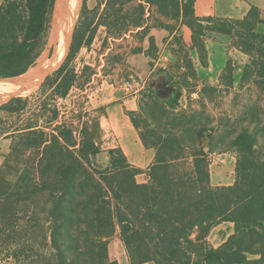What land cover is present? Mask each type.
Wrapping results in <instances>:
<instances>
[{
    "label": "trees",
    "instance_id": "trees-1",
    "mask_svg": "<svg viewBox=\"0 0 264 264\" xmlns=\"http://www.w3.org/2000/svg\"><path fill=\"white\" fill-rule=\"evenodd\" d=\"M55 1L4 0L0 5V79L23 74L36 63L47 44ZM88 1L83 0L82 8L85 29L95 26L87 40L88 32L75 31L67 60L39 89L41 96L49 92L48 97L31 112V96H13L0 104V140L12 143L0 169V250L16 264H120L109 252L110 238L119 232L132 264H264V156L249 129L232 140L237 152L234 184L214 186L208 153L196 141L189 143L184 125L156 130L148 139L132 117L144 145L156 149L154 164L143 170L121 147L106 152L100 147L99 118L92 132L87 122L78 126L61 119L57 104L48 103L66 98L77 84L69 62L84 42L90 44L98 24L114 39L146 32V13L154 7L164 16L181 13L195 47L200 41L206 49L207 32L229 36L232 47L250 57L244 77L255 69L264 87V32L257 30L264 24L261 10L251 6L242 19L199 17L195 0H95V14L89 17ZM189 67L195 79L192 61ZM225 70L232 80L230 60ZM211 88L205 85L202 94ZM206 133L205 127L197 130L199 139ZM30 149L38 155L33 167L18 157ZM105 153L108 160L100 163ZM142 173L146 182L137 179ZM19 208L29 211V239L18 233ZM221 222L234 223V233L216 248L207 236ZM38 242L46 251L35 247Z\"/></svg>",
    "mask_w": 264,
    "mask_h": 264
},
{
    "label": "rangeland",
    "instance_id": "rangeland-1",
    "mask_svg": "<svg viewBox=\"0 0 264 264\" xmlns=\"http://www.w3.org/2000/svg\"><path fill=\"white\" fill-rule=\"evenodd\" d=\"M3 1L0 0V5ZM63 1L68 7L70 0ZM59 5L60 0H56L46 47L33 67L42 57L53 58L57 45L63 39L65 52L62 61L56 63L46 73L43 81L67 60L75 31L88 32L95 26L94 23L89 30L85 29L81 0L78 13L72 22L69 39L67 35L60 39L58 36L55 37L56 26L60 25L62 19ZM96 7L95 0L88 1V8L91 10L89 17L95 14L93 12ZM102 12L103 6L96 15V25L100 23ZM126 13L127 11L121 15L125 16ZM146 14V20L149 22L148 31L138 30L120 39H114L106 26L98 24L90 44L84 42L69 62L68 68L75 70L77 84L66 98H55V101L48 98V103L57 104L62 113L61 119H66L69 123L74 121L78 126L79 123L81 125L87 122L92 132L96 129L98 118L101 119L104 114L108 116L111 107L124 103L125 112L131 120L134 117L148 139H152L156 130L163 132L171 129L173 124L184 125L183 134L189 143L196 141L208 153L211 183L214 186L234 184L237 152L232 140L237 133L249 129L255 134L258 139L257 152L264 156V87L255 69H251L244 77V70L250 63V57L232 47L231 38L224 34L207 32L204 40L206 49L203 50L200 41L195 47L192 42V31L184 24L182 14L177 11H173L170 16H164L154 7L149 8ZM261 16L264 19L262 11ZM121 22L128 24L130 19H122ZM257 30L264 32V24L258 25ZM90 34L88 32L86 40ZM186 34L188 37L184 36ZM207 42L209 48L206 46ZM207 48L209 52L212 51L211 59ZM227 59L232 62L234 68L232 80L225 70ZM190 61L197 71L195 79L191 76ZM205 85L213 88L202 94ZM40 87L41 83L30 91L31 93L11 95L0 100V104L13 96H31L29 109L31 112L38 108L45 95L46 97L49 95V92H46L41 96ZM180 87L181 96L178 101H174ZM28 116L27 114L24 118ZM103 119L104 125L101 126L98 141L106 152L108 149L116 148L117 143L114 142L113 126L104 117ZM202 127H205L207 133L199 139L197 130ZM76 136L80 140L79 132ZM11 144V140L0 144V169L5 162L4 154L8 152ZM18 157L26 166L33 167L38 155L37 151L30 149L20 152ZM99 159L100 163H106L107 154L101 155ZM14 165L23 167L20 164ZM137 179L146 182L148 177L142 173ZM18 212L20 213L17 222V227L20 228L18 233L22 234V238L29 239L30 234L25 232L32 224L29 211L19 208ZM233 233L234 223H217L209 231L207 241L217 248ZM38 245L46 251L43 243L38 242L35 247ZM109 252L111 258L120 264H132L119 232L110 238ZM5 255L6 252L0 250V264H16L14 259L6 258ZM248 257L250 260L259 258L255 255Z\"/></svg>",
    "mask_w": 264,
    "mask_h": 264
},
{
    "label": "crops",
    "instance_id": "crops-1",
    "mask_svg": "<svg viewBox=\"0 0 264 264\" xmlns=\"http://www.w3.org/2000/svg\"><path fill=\"white\" fill-rule=\"evenodd\" d=\"M251 6H257L264 13V0H195V14L197 16L242 19L248 14ZM184 36L188 37L187 34ZM208 44L207 42L206 46L209 48ZM208 54L211 59L212 51L209 52V49ZM210 65L209 67H211ZM124 105L126 106V103L114 105L109 109L108 116L102 115L101 126L104 125V117L113 126L114 142L117 143L115 147H121L134 166L146 170L155 162L156 149L144 145L138 130L125 112ZM7 141V139H2L0 144Z\"/></svg>",
    "mask_w": 264,
    "mask_h": 264
},
{
    "label": "bare ground",
    "instance_id": "bare-ground-1",
    "mask_svg": "<svg viewBox=\"0 0 264 264\" xmlns=\"http://www.w3.org/2000/svg\"><path fill=\"white\" fill-rule=\"evenodd\" d=\"M80 5L81 0H70L67 5L68 7H66L64 1L60 0L59 7L62 19L59 25L60 27L56 23L57 34L55 35L54 33L55 37L58 36L60 39V37L62 38L63 36L64 38V36L67 35L69 39L71 28L73 27L72 22L78 13ZM64 40L65 39H63V41ZM63 41L57 45V50L53 58H46L47 56L40 58L38 64L35 67H32L24 76L15 79H0V100L7 99L11 95L28 93L34 90L38 84L41 83L46 73L49 72L56 63L62 61L63 53L65 52ZM29 82H32V86L29 89H25L24 84Z\"/></svg>",
    "mask_w": 264,
    "mask_h": 264
},
{
    "label": "water",
    "instance_id": "water-1",
    "mask_svg": "<svg viewBox=\"0 0 264 264\" xmlns=\"http://www.w3.org/2000/svg\"><path fill=\"white\" fill-rule=\"evenodd\" d=\"M70 36H71V34H70ZM35 65V64H34ZM34 65H32L25 73H23V74H20V75H18V76H14V77H9V78H5V79H15V78H18V77H22V76H24ZM46 79V78H45ZM43 81V80H42ZM44 82V81H43ZM43 82H41V85L43 84ZM32 86V82H29V83H26V84H24V88L25 89H29L30 87Z\"/></svg>",
    "mask_w": 264,
    "mask_h": 264
}]
</instances>
